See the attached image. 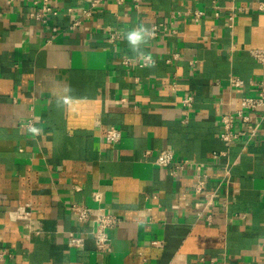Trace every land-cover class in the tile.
<instances>
[{"label":"crops","instance_id":"1","mask_svg":"<svg viewBox=\"0 0 264 264\" xmlns=\"http://www.w3.org/2000/svg\"><path fill=\"white\" fill-rule=\"evenodd\" d=\"M31 1L0 0V264H264V120L253 114L254 139L220 138L221 117L264 80L250 53L264 49V0H49L45 23ZM137 26L155 34L133 53L125 33ZM140 53L150 66L122 63ZM165 149L210 164L217 195L203 216L194 168L172 177L154 163ZM216 151L231 167L222 185ZM73 203L120 217L110 250ZM74 234L82 247L68 245Z\"/></svg>","mask_w":264,"mask_h":264},{"label":"built area","instance_id":"2","mask_svg":"<svg viewBox=\"0 0 264 264\" xmlns=\"http://www.w3.org/2000/svg\"><path fill=\"white\" fill-rule=\"evenodd\" d=\"M107 1V0H103ZM125 0H117L118 3H123ZM32 5L34 6V10L31 13V16L36 20L45 23L47 21V16L49 14H57V11L54 10L49 5V0H32ZM100 0L94 2L92 4L93 7L98 5ZM135 6H139L140 0H134ZM258 9L264 13V2L259 3ZM71 12L72 9H69ZM85 14L90 15V10H85ZM202 13L197 12L196 16H201ZM78 22L73 23L71 28H74L78 25ZM157 29V27H155ZM153 34H155L153 32ZM251 55L253 58L262 66H264V49H251ZM150 56V55H147ZM177 55H175L176 57ZM151 57V56H150ZM170 61V60H169ZM153 62V58L151 57V63ZM124 65L130 66L132 64H139L142 66H146L148 61L138 58H124L122 60ZM230 84L233 87H242L244 85V81L238 77H232L230 79ZM250 84L256 89V95L243 96L240 100V107L234 112H228L221 117L222 130L220 132V138L223 140L227 148L234 145L241 138H245L247 140H251L259 136L260 132V124L253 123L252 117L253 114L259 112V121L264 120V80L254 79L250 81ZM194 102V98L192 96H185L181 100V104L186 108H191ZM260 121V122H261ZM123 133L122 130L117 127H110L106 133V139L112 143H117L122 139ZM226 152L224 151H216L212 153V161L211 162L214 167L217 165L222 169V178L220 180V184L224 183V181H229L231 175V167L221 163V160L226 156ZM157 166L161 168H168L169 173L172 177H177L182 171L187 169L188 167H193L195 170V179L196 183L194 185V192L196 195L200 196L203 199V204L201 202L198 203L201 205H205V209L203 211L197 209L196 214L198 217L203 216V212L212 207L216 200V191L211 192L207 189L208 183V168L210 164L205 163H193L189 159H185L182 157H178L176 153L172 149H165L161 151L154 162ZM225 174V175H224ZM94 199L98 202L102 201V193L96 192L94 193ZM71 212L76 217L79 222H86L92 220L94 223V228L91 231V235L94 238L96 248L100 252H105L110 250L111 248V240L108 236V229L118 226L121 223V219L118 215L113 213H109L105 208L100 207L99 210L94 211L93 208L79 203H73L70 206ZM206 219L211 221V214H207ZM85 238L83 235H71L68 238V245L72 248H80L84 245ZM157 243L154 241V244ZM264 246V243H263ZM208 264H216L211 261Z\"/></svg>","mask_w":264,"mask_h":264},{"label":"clouds","instance_id":"3","mask_svg":"<svg viewBox=\"0 0 264 264\" xmlns=\"http://www.w3.org/2000/svg\"><path fill=\"white\" fill-rule=\"evenodd\" d=\"M148 36L151 38L153 36V32L148 30L147 28L137 26L135 29L128 30L125 33V39L127 40L129 46L131 47V50L133 53L138 52V46L141 43L148 44L149 40H146L145 37ZM140 57L146 61H148L147 65L150 66L151 64V57L145 55L144 53L139 54ZM70 90V89H69ZM70 99V97H65V102H67ZM29 131L33 135H39L42 132V129L36 128V127H30Z\"/></svg>","mask_w":264,"mask_h":264}]
</instances>
